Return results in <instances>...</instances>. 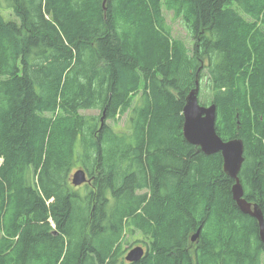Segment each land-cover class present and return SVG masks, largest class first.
<instances>
[{
	"label": "trees",
	"instance_id": "trees-1",
	"mask_svg": "<svg viewBox=\"0 0 264 264\" xmlns=\"http://www.w3.org/2000/svg\"><path fill=\"white\" fill-rule=\"evenodd\" d=\"M9 2L0 264H123V234L152 242L126 264H261L258 220L233 199L222 154L185 139L183 108L198 80L221 137L244 141L240 179L264 213V0ZM89 109L99 117L81 113ZM127 112L125 129L106 123ZM78 169L90 178L81 191Z\"/></svg>",
	"mask_w": 264,
	"mask_h": 264
},
{
	"label": "water",
	"instance_id": "water-1",
	"mask_svg": "<svg viewBox=\"0 0 264 264\" xmlns=\"http://www.w3.org/2000/svg\"><path fill=\"white\" fill-rule=\"evenodd\" d=\"M106 1V0H105ZM200 83L197 80L196 87L187 96L186 104L183 108L184 123L183 133L185 139L200 147L205 154L221 153L223 156L224 172L234 180L232 186V196L239 209L258 220L260 228V237L264 242V213L255 203L248 201L245 197L244 186L240 179V172L245 160L244 141L241 138L225 140L217 131V106L201 104L199 100ZM105 114L102 118L104 120ZM87 172L84 169L76 170L72 175V183L75 186H81L88 183ZM200 227L191 237L196 241L201 233ZM145 250L142 246L133 247L126 255L129 262L140 261L145 256Z\"/></svg>",
	"mask_w": 264,
	"mask_h": 264
},
{
	"label": "rangeland",
	"instance_id": "rangeland-1",
	"mask_svg": "<svg viewBox=\"0 0 264 264\" xmlns=\"http://www.w3.org/2000/svg\"><path fill=\"white\" fill-rule=\"evenodd\" d=\"M0 4H1L0 14L2 16H4L6 19H9L7 13L11 12V10L13 11V7H12L11 3L9 2V0H0ZM164 15H165L166 21L172 27L173 37L184 40L187 43V45L189 47H191L192 46L191 37H190L189 32H188L187 28L185 27L183 21L180 18L175 19L173 13L167 11L166 9H164ZM201 88L202 89L200 90L201 95L199 97V100H200L201 104L209 106L210 100H211V94L206 92L205 89H203L202 85H201ZM138 98H139V92H137L133 96L135 105H136V100ZM81 113L86 114V115H96L99 117L100 110H97V109L82 110ZM130 116L131 115L127 112L125 114L119 115V117H117V119H114V118L107 119L106 123L110 124L112 126H115L118 130H122V129H125L127 127V125L129 124ZM0 160H2V159H0ZM72 175L73 174H71V181H72ZM73 188H74V190L77 189L80 191L83 189V187H76V186ZM144 191H146V190H142V191H140V193H142ZM123 237H125V238H123L119 244V246H121V248L119 250L120 251L119 258L122 260L123 264L125 262L124 256L127 255V250L129 247L132 246V244L133 245L134 244H142L144 246H147L148 249H151L152 242H151V239H148L147 237L141 236L139 234H137L135 237H131L128 234H123ZM261 264H264V254L262 255V263Z\"/></svg>",
	"mask_w": 264,
	"mask_h": 264
},
{
	"label": "flooded vegetation",
	"instance_id": "flooded-vegetation-1",
	"mask_svg": "<svg viewBox=\"0 0 264 264\" xmlns=\"http://www.w3.org/2000/svg\"><path fill=\"white\" fill-rule=\"evenodd\" d=\"M101 124H103V122H101ZM88 178H89V175H88ZM89 180H90V178H89ZM90 182V181H89ZM86 184H89V183H84L83 185H81V186H84V185H86ZM80 187V186H79ZM142 246L143 248H144V250H145V254L147 255L149 252H150V249H148L147 248V246H144V245H142V244H134L133 246H131V247H129L128 248V250H127V253L133 248V247H135V246ZM126 256H124V259H125V262L124 263H129V261H127L126 260V258H125ZM131 263V262H130ZM133 263V262H132Z\"/></svg>",
	"mask_w": 264,
	"mask_h": 264
},
{
	"label": "bare ground",
	"instance_id": "bare-ground-1",
	"mask_svg": "<svg viewBox=\"0 0 264 264\" xmlns=\"http://www.w3.org/2000/svg\"><path fill=\"white\" fill-rule=\"evenodd\" d=\"M132 98V97H131ZM133 121V120H132ZM138 124H139V122H138ZM218 130V129H217ZM131 165V164H130ZM140 173V172H139ZM87 175H88V173H87ZM75 186V185H74ZM252 189V188H251ZM257 193V192H256ZM257 195V194H256ZM262 195V194H261ZM197 230V229H196ZM139 241V240H138ZM132 246H133V244H132Z\"/></svg>",
	"mask_w": 264,
	"mask_h": 264
},
{
	"label": "crops",
	"instance_id": "crops-1",
	"mask_svg": "<svg viewBox=\"0 0 264 264\" xmlns=\"http://www.w3.org/2000/svg\"><path fill=\"white\" fill-rule=\"evenodd\" d=\"M104 116V115H103ZM103 118V117H102ZM105 118V117H104Z\"/></svg>",
	"mask_w": 264,
	"mask_h": 264
}]
</instances>
